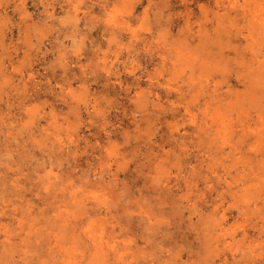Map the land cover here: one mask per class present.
I'll return each mask as SVG.
<instances>
[{
  "label": "rangeland",
  "instance_id": "1",
  "mask_svg": "<svg viewBox=\"0 0 264 264\" xmlns=\"http://www.w3.org/2000/svg\"><path fill=\"white\" fill-rule=\"evenodd\" d=\"M0 264H264V0H0Z\"/></svg>",
  "mask_w": 264,
  "mask_h": 264
},
{
  "label": "bare ground",
  "instance_id": "2",
  "mask_svg": "<svg viewBox=\"0 0 264 264\" xmlns=\"http://www.w3.org/2000/svg\"><path fill=\"white\" fill-rule=\"evenodd\" d=\"M218 4V3H217ZM228 34V33H227ZM227 38H228V36H227Z\"/></svg>",
  "mask_w": 264,
  "mask_h": 264
}]
</instances>
